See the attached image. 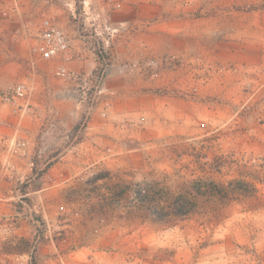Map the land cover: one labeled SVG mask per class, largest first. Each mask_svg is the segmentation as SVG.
Segmentation results:
<instances>
[{"label":"rangeland","instance_id":"374dc122","mask_svg":"<svg viewBox=\"0 0 264 264\" xmlns=\"http://www.w3.org/2000/svg\"><path fill=\"white\" fill-rule=\"evenodd\" d=\"M0 264H264V0H0Z\"/></svg>","mask_w":264,"mask_h":264},{"label":"built area","instance_id":"2783aa9c","mask_svg":"<svg viewBox=\"0 0 264 264\" xmlns=\"http://www.w3.org/2000/svg\"><path fill=\"white\" fill-rule=\"evenodd\" d=\"M41 44L38 47L43 60H51L59 55L66 54L69 49V40L65 33L46 20L40 30ZM59 75H65V71L58 72ZM28 89L24 84H17L9 87L4 93L3 98L5 102L12 105H17L23 100L27 94Z\"/></svg>","mask_w":264,"mask_h":264}]
</instances>
